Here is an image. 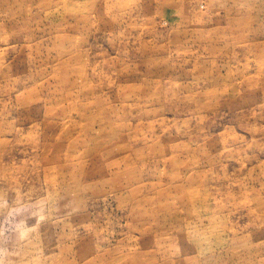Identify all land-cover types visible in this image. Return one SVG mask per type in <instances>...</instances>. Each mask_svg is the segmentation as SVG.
<instances>
[{
  "label": "rangeland",
  "instance_id": "374dc122",
  "mask_svg": "<svg viewBox=\"0 0 264 264\" xmlns=\"http://www.w3.org/2000/svg\"><path fill=\"white\" fill-rule=\"evenodd\" d=\"M0 264H264V0H0Z\"/></svg>",
  "mask_w": 264,
  "mask_h": 264
}]
</instances>
